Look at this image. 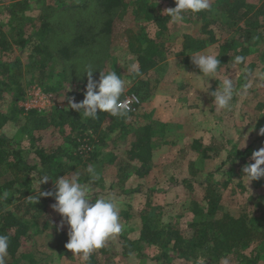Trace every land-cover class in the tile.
I'll use <instances>...</instances> for the list:
<instances>
[{
	"label": "rangeland",
	"instance_id": "obj_1",
	"mask_svg": "<svg viewBox=\"0 0 264 264\" xmlns=\"http://www.w3.org/2000/svg\"><path fill=\"white\" fill-rule=\"evenodd\" d=\"M21 1L0 0V28L10 30V26L17 25V28L23 29L22 38L26 39L34 36V30L39 27L42 2L37 3L35 0H29L25 11L18 13L17 10L12 8V5ZM40 1L54 7L62 5L69 8L72 5L71 0ZM127 1L131 2L130 7L124 13L115 15L110 34L101 35L104 37H97L98 45L103 44L101 49H104L105 54H98V59L102 61V66L97 70L96 74L93 72V75L98 77L99 75L97 74L99 72L107 73L113 70L117 75L121 76V79L125 81V91L122 96L125 97L129 94L137 93V97L140 100L139 110L136 109V113L134 112L136 114L135 126L149 122L157 127L158 130H163L164 136L154 146L152 163L148 167L147 173L140 176L134 172L136 168L140 167V164L135 160H130L127 155L129 146L127 137L115 139V134L103 135L97 130L96 132L84 133V138L81 139L77 137V130L74 132L70 130L68 126L69 120H67L66 125L60 128H51L31 134L20 131V121L18 123L16 121L11 122L4 127L5 134L22 143L24 147L28 146L30 144L29 139L33 138L36 139L35 148H43L46 153H52L58 146L65 148V151L70 148L67 152L74 158L72 162H70L71 159L67 161L62 157L56 158L58 166L67 163L65 169H59L64 171V174L60 176H67L70 172L79 170L82 173L83 180L87 181L88 176L84 172L86 167L82 163L83 161L86 162L89 155L83 154L80 160L74 162L75 158L85 149L92 150L96 146L103 148L102 156L107 154V158L105 159L104 155L102 163L99 158L98 161L100 162L90 164L95 167L98 175V179L95 181L96 184H93L95 191L93 197L95 195L97 197L114 196L122 199L124 206L121 213L126 212L129 216L125 219L120 214V222L124 225V230L119 236L106 242L116 252H119L121 248L122 240L120 237L130 241L135 240L139 236L138 230L141 227V218L147 212L148 216L156 220L157 224L162 227L169 225L176 229L187 231L188 225L193 221L192 216L188 212L189 201L193 198L200 200L203 196V188L200 185L194 184L192 189L188 190L182 183V180L190 177L192 169L209 174L215 182L231 178L232 181L228 185L227 190L222 193L223 210L231 211L233 214L239 210L251 212L254 210L253 204L257 198L259 196L264 198L263 178L251 181L247 185V181L242 177L243 173L238 175L235 169H231L229 172L231 165L224 162L231 152L249 147L257 137L261 136L257 133L259 128L264 126V108L258 109L257 106L264 103V68L262 69L264 63L258 58V54L263 45L261 44V47L257 45L256 48L251 45L253 52L251 51L245 57L242 67L234 66L232 61L229 60L227 63L229 64L228 68L227 65L222 66L219 68L218 74L214 78H210L209 91L215 90L226 74L231 75L233 78L237 91L241 89L242 85H250L245 95L234 96L230 111L222 110L217 112L212 107V97L208 95V92L203 91L204 89L201 87L198 78L191 75L199 72L192 64L189 56L194 53L183 54L181 52L182 35L199 32L200 23L196 20L191 22L185 20L182 24L169 22L165 46L171 49L170 55L165 60L158 62L153 68L147 70L146 73L135 75L133 73L138 68V55L135 51L140 48V51L142 49V52H145L147 56L154 57V54H156L157 45L153 41L156 28L152 22L145 21L141 17L136 18L132 7L137 3V0ZM262 1L247 0L248 4L255 8H258ZM90 16V24L94 28L93 32H96L101 28L98 27L102 23L100 22L101 18ZM13 18H16V24L12 23L11 19ZM66 29H73V27L63 25L61 28L56 29L55 32L61 34L65 30L64 38L67 39L70 34L66 32ZM9 33L7 32L8 37ZM144 35H147V38L153 43L143 41ZM72 36L73 33L71 34ZM232 36L233 34L223 35L221 41L230 39ZM11 38L9 37L8 40L10 41ZM42 40L43 37L33 38V40H28L29 44L21 50L16 46H12L13 50L9 56H6L7 54H0V56L3 62L6 61L11 64L14 60H19L23 69L32 61L36 63L34 67L25 68V71L19 77V81L24 88V96L21 101H18V105L21 106L23 100L33 90L38 88L51 94L54 102L53 108L56 107L60 111H65L67 110V100H63L64 93L68 97H73L68 92L74 90L76 88L75 85L79 84L76 83L79 82L76 74H80L84 65H81V62L74 63L72 70H70L71 66L67 67L63 61L56 57L57 54L52 40L47 39L45 42H42ZM104 41H106L105 44ZM47 44L50 47L43 49L42 46ZM33 45L40 47L41 53L34 54L31 59L28 54ZM196 53L213 54L220 57L222 51L217 47V44H214ZM252 61H256V67H258L250 70L247 66ZM63 68H66L63 71L64 73L62 72ZM14 94L15 91L8 90L3 94V98L0 100V109L2 108L5 112L9 111ZM74 100L79 102L83 99L78 101L74 97ZM79 116H81L80 119L82 121L85 119L82 114H79ZM64 117L69 119L68 115ZM103 126L104 124H102ZM250 128L253 130L249 131ZM240 131L241 136L237 139ZM75 137L76 142H82L76 149L71 147L73 144L71 141ZM102 139L105 142H101ZM195 140H201L203 144L201 149L207 150L210 159H202L200 154L193 150V147L196 146L194 145ZM244 140L245 146L239 148L243 146ZM215 149L219 152L216 156H214ZM111 155L115 159L113 163L109 164L108 161L112 158ZM25 159L29 165H39V160L34 150H28L25 154ZM118 162L130 164L129 169L123 175L118 171V166L116 165ZM34 175V172L30 174V176ZM60 176L58 175L56 178ZM115 177H118L119 180L118 178L115 179ZM195 178L198 181L202 180L200 174ZM118 182L124 183L119 186ZM37 183L34 179L32 189L37 186ZM48 190H53V182L48 185ZM30 193L35 195L33 190ZM52 204H49L46 213L37 219H30L28 216L24 218L26 222H29L30 226L28 237L15 257L16 261L11 263L12 258L8 256L6 263L29 264L28 260L30 257L28 258L29 255L27 253L31 249V255L36 264H83L78 256H73L71 251L61 256L55 250L56 240L54 232L57 230L61 217L53 211L51 208ZM19 214H23L22 209L19 210ZM60 230L67 231V225L65 224ZM254 247L255 245H251L247 253H250ZM163 252L168 253L170 257L168 261L154 262L131 255L124 260L123 264H194L179 259L168 248L163 249ZM150 254L152 255L151 252ZM232 263L235 264L234 260ZM220 264L230 263L223 261Z\"/></svg>",
	"mask_w": 264,
	"mask_h": 264
},
{
	"label": "trees",
	"instance_id": "obj_2",
	"mask_svg": "<svg viewBox=\"0 0 264 264\" xmlns=\"http://www.w3.org/2000/svg\"><path fill=\"white\" fill-rule=\"evenodd\" d=\"M35 1L37 3L42 2V5L40 24L33 32L34 36L26 39L22 38L24 31L17 28V25L10 26V30L0 28V54L9 56L13 50L12 46H16L21 50L29 44L28 40L43 37L42 42L47 39L52 40L57 54L56 57L63 61L67 67L71 66L70 70H72L74 63L81 62V65L93 66L95 74L102 66L98 54H105L104 49H101L103 44L98 45L97 37L109 35L115 15L124 13L131 4L130 1L126 2V0H71L72 5L66 8L62 5H56V7L50 4L46 5V2L40 0ZM28 2L29 0L15 2L12 8L17 10L18 13H22L27 8ZM211 3V11L201 12L195 17L192 15L186 16L185 20L189 22L192 20L199 22L200 29L197 33L182 35L181 52L183 54L196 53L206 49L209 45L217 44V47L222 51L221 56L218 58L221 63L220 68L225 65L228 68L229 64L227 63L229 60L232 61L233 57L237 55L246 57L251 51L253 52L251 45L256 48L257 45L262 44L263 48L260 50L258 58L264 63V0L258 8L249 5L247 0H211ZM173 7H175L174 0H137V3L133 5L132 8L136 18L141 17L145 21L153 23L156 28L154 36L156 40L153 41L157 45L154 57L147 56L145 52H142V49L140 51V48L135 51L138 55L139 74L137 72L133 74L146 73L147 70L170 55L171 49L165 46L166 34L168 33L167 25L170 18L164 10ZM90 15L97 16L98 19L101 18L100 22L102 23L98 25L101 28L96 32H93L94 28L90 24ZM11 20L12 23H15L16 18ZM63 25H67V27L70 25L74 29H66V32L70 34L67 39L64 38L65 30L61 34L55 32ZM7 32H10L9 37H12L10 41ZM72 33L73 36L71 37ZM229 34H233V36L230 39L221 41L223 35L227 36ZM146 38L147 35H144L143 41L153 43ZM105 43L106 41H104ZM49 47L48 44L42 46L43 49ZM30 49L28 56L31 59L34 54L41 53L40 47L37 45H33ZM46 55L48 56V54ZM35 65V61H32L23 69L19 60H14L11 64L6 61L3 62L0 56V100L7 90L15 91L9 111L5 112L2 108L0 109V193L5 191L8 193L6 200H0V234L7 235L10 239L8 256L12 258L11 263L16 261L15 257L28 237L30 226L24 218L28 216L30 219H37L46 213L49 204L54 203V199L51 197H42L36 204L28 199L29 196L33 195L30 192L33 190L34 179L38 182L40 175L48 174L50 178L53 177V180H55L56 176L64 174V171L59 169L67 167V163L58 166L56 158L62 157L67 161L71 159L70 162L74 158L67 152L70 148L65 151V148L58 146L52 153H46L43 148H35L36 139L33 138L29 139L30 144L28 146H22V143L5 134L4 127L7 124L20 121V131L31 134L51 128H60L66 125L67 120H69L70 130L73 132L77 130V137L81 139L84 138V133L96 132L97 130L103 135L115 134V139L127 137L129 139L127 155L130 160H135L140 164V167L134 170L140 176L147 173L148 167L152 163L154 146L164 136L163 130H158L149 122L135 126V111L132 113L127 112L125 117H112L107 113L98 112L97 119L85 118L83 121L80 119L81 116L78 112L71 109L60 111L56 107H52L50 110L42 112L36 110L25 111L22 106L17 104L24 96V88L19 81V77L25 71V68L28 69ZM256 65L257 62L252 61L247 68L253 70L258 67ZM237 66L242 67L243 64ZM63 69L62 72L66 70V68ZM76 78L79 81L76 83L79 84L75 85L76 88L69 91L68 94L79 101L84 98L87 76L85 73L80 72V74H76ZM92 78L97 80L99 76L92 74ZM134 95L137 96V93H134ZM257 107L258 109L264 108V103L258 104ZM65 115H68L69 119H66ZM102 124H104L103 127ZM73 139L70 140L73 142L71 147L76 149L82 142H76V137ZM101 142L105 141L102 139ZM194 145L196 146L193 147V150L200 154L202 159H210L207 150L201 149L203 147L201 140H195ZM262 146H264V136L257 137L249 147L243 150H235L234 148L235 151L231 152L224 161L231 165L229 172L231 169H235L236 174L241 175L242 168L253 162L250 160L251 154ZM28 150H34L39 165H29L26 162L25 154ZM102 153L103 148L98 146L92 150L85 149L81 151L79 156H76L74 162L80 160L82 155L85 154L89 155L86 162L83 161L82 163L85 167L95 162L101 161L102 163L104 155L105 159L107 158V154L102 156ZM218 153V150L215 149L214 156ZM111 157L108 161L109 164L113 163L115 159L113 155ZM99 158L100 161H98ZM116 165L122 175L130 167V164L125 162H118ZM33 172L35 175L30 176ZM190 173V177L182 180V183L188 190H191L194 184L200 185L203 188V196L200 200L193 198L189 201L188 212L193 221L188 225L186 232L169 225L163 227L158 225L157 221L149 217L147 212L141 218V227L138 230L139 236L135 240L129 241L124 237H120L122 242L119 252L114 251L110 245L106 244L102 249L92 253L88 264H123L124 260L131 255L154 262L168 261L170 257L168 253L163 252L165 248L175 253L179 259L194 264H199L201 258L206 259L205 264H220L223 261L233 264V260L235 264H264V198L262 196L257 198L253 204L254 210L251 212L239 210L233 214L231 211L223 210L222 205V193L227 190L232 181L231 178L215 182L209 174H204L197 169H192ZM199 174L202 176L201 181L195 178ZM117 178L115 177V179ZM53 180L41 185L40 190L47 191L48 185ZM122 183L124 182H118V185L120 186ZM21 209L23 210L22 215L19 214ZM120 214L125 219L129 217L126 212ZM67 231L56 230L54 232L55 250L61 256L69 252L65 248L68 240ZM251 245H255V247L250 253H247ZM30 250L27 253L28 258L30 257L28 262L29 264H36Z\"/></svg>",
	"mask_w": 264,
	"mask_h": 264
},
{
	"label": "clouds",
	"instance_id": "obj_3",
	"mask_svg": "<svg viewBox=\"0 0 264 264\" xmlns=\"http://www.w3.org/2000/svg\"><path fill=\"white\" fill-rule=\"evenodd\" d=\"M174 3L175 7L164 10L172 24H182L186 16L195 17L201 12L212 9L211 0H174ZM189 56L192 64L199 70L198 74L191 75L198 78L203 91L208 92V95L212 97L214 111H230L234 96L247 93L250 85H242L241 89L237 91L233 78L228 74L223 77L215 90L209 91L210 78H214L218 74L221 65L219 56L202 53H194ZM244 61L245 57L242 55H237L232 59L234 66L241 65ZM94 70L91 65H85L81 70L87 76L82 101L75 102L74 97H68L64 93L63 100H67L66 109L74 110L80 115L82 114L84 118L93 120L98 118V112L107 113L112 117H125L130 110L131 103V101L121 100L125 91V81L113 70L107 73L99 72V79H93ZM136 72L139 74L138 68ZM252 130V128L249 129V131ZM257 134L264 136V126L259 128ZM239 136H241V131L237 139ZM244 146L245 140L243 146L239 148ZM250 160L253 162L242 168V177L247 181V185L251 181L264 178V167H262L264 166V146L254 151ZM84 172L88 176L87 181L83 180L79 170L70 172L67 176H60L55 180L48 174H42L38 177L37 186L33 189L35 195L29 196L28 199L33 204L38 203L42 197L54 199L51 208L61 217L57 230L63 228L65 224L68 227V240L65 248L71 251L73 256H78L83 264H88L94 251L102 249L107 241L123 232L124 225L120 222V213L124 202L114 196L97 197L95 195L93 197V193H95L93 184L98 179L96 169L93 165H88ZM50 180H53V190L41 191L40 186ZM7 198L6 191L0 193V200ZM9 246V237L0 234V264H6ZM205 261L206 259L201 258L199 264H205Z\"/></svg>",
	"mask_w": 264,
	"mask_h": 264
},
{
	"label": "built area",
	"instance_id": "obj_4",
	"mask_svg": "<svg viewBox=\"0 0 264 264\" xmlns=\"http://www.w3.org/2000/svg\"><path fill=\"white\" fill-rule=\"evenodd\" d=\"M122 100L131 101L128 113L134 112L140 107V100L134 94L125 96ZM25 111L36 110L38 112L46 111L54 106V102L50 93L43 92L38 88L33 90L21 104Z\"/></svg>",
	"mask_w": 264,
	"mask_h": 264
}]
</instances>
